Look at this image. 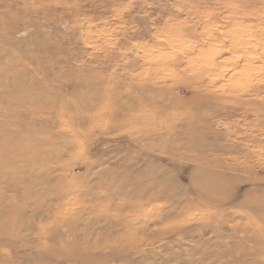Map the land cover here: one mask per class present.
<instances>
[{
    "label": "rangeland",
    "instance_id": "rangeland-1",
    "mask_svg": "<svg viewBox=\"0 0 264 264\" xmlns=\"http://www.w3.org/2000/svg\"><path fill=\"white\" fill-rule=\"evenodd\" d=\"M0 264H264V0H0Z\"/></svg>",
    "mask_w": 264,
    "mask_h": 264
}]
</instances>
